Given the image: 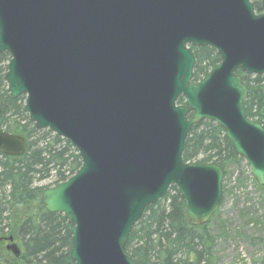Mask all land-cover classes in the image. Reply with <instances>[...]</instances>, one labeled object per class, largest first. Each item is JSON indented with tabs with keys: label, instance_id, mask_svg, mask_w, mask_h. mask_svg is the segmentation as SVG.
<instances>
[{
	"label": "water",
	"instance_id": "obj_1",
	"mask_svg": "<svg viewBox=\"0 0 264 264\" xmlns=\"http://www.w3.org/2000/svg\"><path fill=\"white\" fill-rule=\"evenodd\" d=\"M192 46L221 57L198 81ZM3 53L11 98L24 96L34 126L81 158L74 175L42 192L45 209L72 226L74 264H135L129 235L171 186L190 225L209 221L223 167L183 159L202 121L223 129L264 186V124L248 117L236 72L264 75V12L252 0H0ZM26 150V138L0 127L1 154ZM6 248L22 254L12 237Z\"/></svg>",
	"mask_w": 264,
	"mask_h": 264
},
{
	"label": "trees",
	"instance_id": "obj_2",
	"mask_svg": "<svg viewBox=\"0 0 264 264\" xmlns=\"http://www.w3.org/2000/svg\"><path fill=\"white\" fill-rule=\"evenodd\" d=\"M252 1L256 12L263 13L264 0ZM192 49L196 58L194 81H198L220 63L221 57L209 46ZM8 60L7 53L0 54V65ZM237 73L248 88V117L264 124V75L252 77L240 69ZM24 101V96L13 99L6 89H0V127L24 135L28 143L20 157L0 153V264H74L70 257L72 226L62 214L45 209L42 192L49 185L36 183L52 173L54 184L66 181L81 166V158L68 140L37 129L25 114ZM179 103H183L182 98ZM183 159L214 162L225 168L242 158L218 124L202 121L189 133ZM206 225L189 224L181 195L171 186L162 200L145 208L129 235L126 252L135 264H215L210 251L213 237ZM10 237L20 246V257L6 248Z\"/></svg>",
	"mask_w": 264,
	"mask_h": 264
},
{
	"label": "rangeland",
	"instance_id": "obj_3",
	"mask_svg": "<svg viewBox=\"0 0 264 264\" xmlns=\"http://www.w3.org/2000/svg\"><path fill=\"white\" fill-rule=\"evenodd\" d=\"M8 57L10 60L9 54ZM9 60L0 65V75L4 81L1 90H7L4 75ZM223 170L222 202L206 225V230L213 237L210 250L213 261L215 264H264V186H260L252 177L249 165L243 158L228 164ZM55 181L52 173L36 184L51 187L62 183L54 184Z\"/></svg>",
	"mask_w": 264,
	"mask_h": 264
},
{
	"label": "bare ground",
	"instance_id": "obj_4",
	"mask_svg": "<svg viewBox=\"0 0 264 264\" xmlns=\"http://www.w3.org/2000/svg\"><path fill=\"white\" fill-rule=\"evenodd\" d=\"M157 203V202H156Z\"/></svg>",
	"mask_w": 264,
	"mask_h": 264
}]
</instances>
